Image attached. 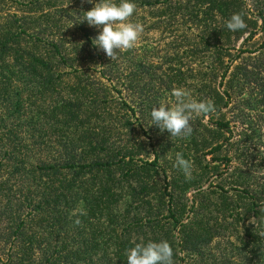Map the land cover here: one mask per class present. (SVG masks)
<instances>
[{"label": "trees", "instance_id": "trees-1", "mask_svg": "<svg viewBox=\"0 0 264 264\" xmlns=\"http://www.w3.org/2000/svg\"><path fill=\"white\" fill-rule=\"evenodd\" d=\"M78 3L0 0V264H126L135 243L161 240L174 264H264V188L238 167L224 177L212 165L229 161L225 109L244 86L264 88V46L246 59L254 66L234 65L264 0H254L257 14L245 0H135L132 22L141 10L148 29L178 18L198 31L163 64L133 51L107 57L92 44L99 30L79 22L93 4ZM234 13L245 29L226 28ZM178 87L214 102L196 120L210 137L193 129L182 150L166 137L140 140L136 107L121 95L150 112ZM172 148L193 163L189 177Z\"/></svg>", "mask_w": 264, "mask_h": 264}, {"label": "rangeland", "instance_id": "rangeland-1", "mask_svg": "<svg viewBox=\"0 0 264 264\" xmlns=\"http://www.w3.org/2000/svg\"><path fill=\"white\" fill-rule=\"evenodd\" d=\"M86 3V0H80V3L77 5H84ZM245 3L251 14H257L258 10L255 9L254 0H245ZM90 6L91 4L89 3L88 8H90ZM138 13L140 14L139 18L141 19H138L135 23H141L144 27V31L141 35V38L134 45V47L126 51H133L137 54L147 53L150 62L155 64H163L164 59L168 58V56H170L174 50H178L180 52L183 51V45L185 44V41H183V36H185L186 33L191 32L188 30L187 24L184 25L178 18L173 21L161 19L158 21V19H154L152 20V24H154L152 27L153 29H148L146 25V22H148L146 17L147 13L141 12V10ZM258 26L259 27L255 28V30L252 29L254 30L255 34L244 46V49L248 50V53L243 55L245 61L242 58L236 60L234 62L235 66L246 62L248 57H256L259 52L263 51L261 50L256 52L255 50L261 46H264V20H261L258 23ZM95 29L100 31L99 28ZM197 34L198 31L193 29L191 32V38L195 39V41L197 40ZM246 38L247 35H244L242 39L234 45L235 49H238ZM230 53H235V50L231 49ZM187 61L189 60L187 59ZM262 61H264V57L261 58L260 63ZM246 63L252 65L253 60L247 61ZM228 74H230V71ZM96 76H98V73ZM101 80H104V78ZM249 87V85L244 86V91L240 93L241 95L231 101L229 106L225 109L226 114L224 115V119L226 122L230 123L229 127L232 130V138L230 139L227 146L223 147L222 154L226 155L229 158V161L227 163L221 164L220 162L213 163L212 165L219 166L218 172L224 174V177L229 176L233 168L238 167L242 174L249 176V181L252 182L253 185H256V188H261L260 186L264 188V88H256L253 90ZM170 95L171 94L161 96L157 101L159 104L158 106L165 104L169 107L174 106L175 98ZM122 96L130 103L131 106L136 107L138 116V122L136 124L138 126L134 127L136 130H139L140 140L146 142L147 144L154 145L157 140H165L166 137L170 140V142H172V144L175 143L179 149H185V144L189 143L190 137L186 139L171 136L168 137L167 131L161 132L154 125L148 126L150 123V112H144V106L137 99H135L134 96L126 97V93H123L121 97ZM136 102L138 104H136ZM158 106L155 105L153 107ZM239 111H242L243 114H240ZM199 118H201V116H194L193 120L191 121L193 129L196 131V135H194V137L197 140H202V136L204 135L209 138L210 136L206 134L203 127H197L198 123L196 120ZM208 118L209 117H204L205 120H208ZM217 118L218 117L215 119ZM173 150L174 148H172V150L167 153V156L169 159H172L173 162H175V155L177 152ZM226 150H228L229 153H226ZM213 157H218V155L206 156V163L210 162ZM225 164H227L226 167H224ZM207 186L208 184L205 185V187ZM226 188H230V190L233 189L231 187ZM2 247L3 246L0 245V248ZM233 260L239 264H243L244 262V260L241 258Z\"/></svg>", "mask_w": 264, "mask_h": 264}, {"label": "clouds", "instance_id": "clouds-1", "mask_svg": "<svg viewBox=\"0 0 264 264\" xmlns=\"http://www.w3.org/2000/svg\"><path fill=\"white\" fill-rule=\"evenodd\" d=\"M87 2L91 4L93 0ZM136 7L135 0H96L93 6L84 12L79 22H86L89 27L100 29L92 44L113 59L118 51L133 48L141 38L143 25L131 21ZM225 26L231 32L247 27L244 18L238 13L232 14ZM171 95L175 98L174 106L165 104L153 107L148 124L156 126L161 132L167 131L171 137H191V121L194 116L211 115L216 111L213 101L193 99L190 92L184 88L173 89ZM174 166L185 177H189L193 170V163L185 159L182 153H176ZM80 214L83 215L84 211L81 210ZM76 223H79V220ZM126 264H174V251L166 240L135 243L126 250Z\"/></svg>", "mask_w": 264, "mask_h": 264}]
</instances>
